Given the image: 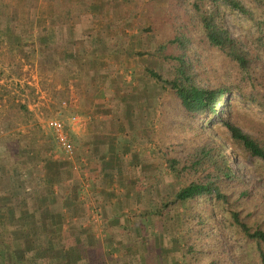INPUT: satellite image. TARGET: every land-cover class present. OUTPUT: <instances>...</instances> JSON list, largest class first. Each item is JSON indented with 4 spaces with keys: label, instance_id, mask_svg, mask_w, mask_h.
I'll list each match as a JSON object with an SVG mask.
<instances>
[{
    "label": "crops",
    "instance_id": "1",
    "mask_svg": "<svg viewBox=\"0 0 264 264\" xmlns=\"http://www.w3.org/2000/svg\"><path fill=\"white\" fill-rule=\"evenodd\" d=\"M75 2L70 19L60 29L49 30L55 22L51 14L41 22L52 35L49 39L68 34L64 42L79 40L75 30L81 28L83 40L88 30L92 36L89 54L83 50L86 59H75L73 49L63 46L69 57L54 64L67 88L64 95L71 111L65 110V117L58 119H64L74 157L63 160L56 144L52 150L54 146L44 143L32 129L16 132L13 152L11 146L0 144V151L6 153L0 165L17 164L11 168L14 176L6 173L7 167L0 176V240L10 242L19 254H33L38 262L42 257L43 263L53 250L64 248L69 256L54 264H152L145 250L155 228L148 223L160 222L155 211L167 198L162 187L168 174L159 158L151 157L147 144V127L155 114L146 113V108L152 107V99L144 106L147 96L139 83H133L134 94L121 80L104 89L111 70L108 61L101 60L102 43L109 39L102 40L95 13H86L84 5L83 16L75 13ZM88 89L93 92L86 93L85 108ZM96 94L99 97L94 99ZM104 106L111 110L103 112ZM96 213L104 222L103 231L93 226L91 218ZM44 250H48L46 256Z\"/></svg>",
    "mask_w": 264,
    "mask_h": 264
},
{
    "label": "rangeland",
    "instance_id": "2",
    "mask_svg": "<svg viewBox=\"0 0 264 264\" xmlns=\"http://www.w3.org/2000/svg\"><path fill=\"white\" fill-rule=\"evenodd\" d=\"M63 1L0 0V93L3 94L4 92L1 102L3 104L8 98L11 99L14 96L15 102L26 105L31 113V117H29L28 114L18 112L14 108L8 109V101L5 107L0 105V131L2 132L0 144L5 143L7 147L11 146L8 148L12 152L16 148L15 140L18 130L28 131L32 129L44 143L51 144V147L54 146L55 141L52 134L44 128V122L49 119L63 117L66 113L65 110L71 111V108L69 109L70 103L67 102L64 95L67 88L65 89L63 85L60 68L56 69L54 64H56V59L64 60L69 57V53L63 46L70 50L77 47L73 43L80 45V42L77 40L64 42L63 38L68 34L58 36L52 39L50 43L47 42V38L42 39V37L45 38L46 32H48L41 23L46 16L51 14L55 18V22L53 21V24L49 26L51 28L49 30L60 29L61 26H59L60 22L58 20H66L64 15L72 10L76 0H69L70 5L63 4L65 2ZM199 1L83 0L84 11L86 10V13L87 11L89 13L93 12L100 19V23L96 27H101L103 30L102 40L109 39L106 44V41L102 43L103 57L101 60H105V64L108 61V67L111 70V73L107 74V76H111L108 80L109 84H106V81L103 82V85H106L104 89H107L110 84L111 86L117 84L121 80L122 85H126L125 88L131 94H134L135 85L139 83L141 92L147 96L143 99L144 106L148 104V99H152V107L150 105L146 108V113L155 114L147 127L149 132L147 144L150 147L151 157L159 158L158 162L163 166H165V163L161 152L165 148L173 149L178 145H183L186 140L193 136L191 130L185 127L182 116L174 110L175 102L169 94L168 88L150 75V71L163 74L166 68V61L155 56L158 47L167 46V52L171 53L172 48L167 41L174 37L175 30L180 27L190 39L188 54L197 61V63H194L195 70L201 72L199 75L204 84L207 82V84L215 86L220 82H226L230 85L239 77L238 70L231 63L222 59L215 50L203 46L199 40L198 28L194 26V23L188 22L187 25H183V22H180L183 19L181 18L182 15L179 16L176 14L177 11H174L179 6L189 9L192 13L193 3ZM202 1L206 2V0ZM35 3L38 5L36 8L34 7ZM245 3L249 10L253 12L256 21L260 23L258 27H254L250 21L237 12H231L223 8H221V17L231 36L264 62V6L252 0H245ZM171 4L175 8L171 7ZM75 5L78 7L75 13L81 15L84 12L83 6L78 3ZM86 29L88 28L86 27ZM77 31L75 30V33ZM64 33H68V31H64ZM85 37L83 50H87L84 53L88 52L87 54H89L92 49V44H90L92 36L89 30L85 32ZM86 40L89 44L86 43ZM55 44L56 47H54ZM109 47L113 50L111 54L107 49ZM78 58L75 57V59ZM83 59H86L85 56ZM42 76L47 77V84L50 83L48 92L40 87ZM106 78L108 79V77ZM89 90L85 92L83 102L85 108H87L85 105L86 93L90 96L93 92ZM97 97L99 96L96 94L94 99ZM104 109L103 112H106V109L111 110L105 106ZM115 109L113 107L112 110ZM236 111L237 124L242 131L263 139L264 110L251 103H241L237 104ZM213 121L216 122L219 129L218 137L220 141L226 146V150L230 152V148L225 144L227 143L225 139L227 134H225L226 137L220 135L223 127L220 125L219 119L216 117L213 118ZM261 126H263V129ZM260 130L262 131L259 132ZM67 135L70 140L68 132ZM51 149L56 150V147L54 146ZM9 150L8 152H11ZM4 154L6 153L0 151V160L4 157ZM60 157L65 161L72 160L74 151L71 159H67L61 153ZM230 157V164L238 171L240 177L264 192V162L257 158H246L243 155L233 156L231 154ZM156 158L154 159L156 160ZM16 165L9 163L0 165L2 169H0V176L5 171V167H7L6 173L10 177L14 176L11 168ZM164 168L166 169V166ZM166 176V186L162 188L166 190L164 192L168 195L173 192L172 189L170 190L169 185L172 184L175 188L176 185L173 183L170 173ZM173 213L174 210L171 214ZM220 214L228 217L226 212L222 210ZM173 216L175 217V214ZM160 218V222L154 221L155 223H148V225L156 229L153 230L155 231L153 238L160 239L164 250L168 251L165 256L167 260L162 262L171 264L173 260L168 259L169 257L173 258L174 261L180 259L179 249L176 245V218H173V221L168 220L166 216ZM91 220L94 222V227L98 226L103 231L104 222L99 214H93ZM105 232H99V234H105ZM17 253L19 254V252Z\"/></svg>",
    "mask_w": 264,
    "mask_h": 264
},
{
    "label": "trees",
    "instance_id": "3",
    "mask_svg": "<svg viewBox=\"0 0 264 264\" xmlns=\"http://www.w3.org/2000/svg\"><path fill=\"white\" fill-rule=\"evenodd\" d=\"M252 1L264 6V0ZM75 3L83 6V0ZM177 8L174 11L183 18L180 22L183 25L193 22L203 46L215 50L231 63L238 70L239 77L230 85L226 82L215 86L204 84L199 75L201 72L195 70L197 61L188 54L190 39L180 27L167 41L171 53L167 52V46H159L156 50L155 56L167 64L163 74L150 71V75L168 88L175 102L174 110L182 116L185 127L193 136L183 145L165 148L161 152L176 185V188L169 185L172 194L170 192L155 211L156 215L166 216L168 220L176 218V245L180 259H168L173 260L171 264H264V192L241 178L230 164L231 154L264 162V138L244 133L237 124L236 111L237 104L241 103H251L264 110V62L231 36L221 17V8L237 12L254 27L260 23L245 0H200L193 3L192 13L189 9ZM71 13L72 10L64 15L66 20H58L59 26L65 25ZM76 34L81 38L77 40L80 45L73 43L77 46L73 48V56L83 57V28ZM50 37L51 33L46 32L42 39L47 38L50 43ZM40 83L41 89L48 92L50 83L47 84L46 76H42ZM2 95L4 92L0 93V105L5 107L8 101V109L14 108L31 117L27 106L15 102L14 96L2 104ZM216 117L223 127L220 135L227 134L225 144L231 154L218 137L219 129L213 121ZM221 210L228 217L222 216ZM153 235L149 237V249L145 254L152 258V264H165L162 261L167 260L168 251ZM17 252L19 250L12 248L10 242L6 244L0 240V264H54L55 260L69 256L67 250L59 248L43 263L42 257L38 262L33 254ZM44 252L46 256L48 250Z\"/></svg>",
    "mask_w": 264,
    "mask_h": 264
},
{
    "label": "built area",
    "instance_id": "4",
    "mask_svg": "<svg viewBox=\"0 0 264 264\" xmlns=\"http://www.w3.org/2000/svg\"><path fill=\"white\" fill-rule=\"evenodd\" d=\"M44 128L52 134V137L62 154L67 159H71L74 150L72 143L68 138L64 123L59 119H49L44 122Z\"/></svg>",
    "mask_w": 264,
    "mask_h": 264
}]
</instances>
